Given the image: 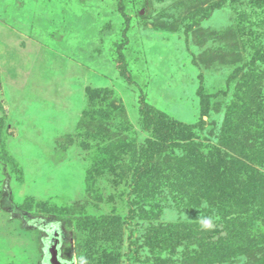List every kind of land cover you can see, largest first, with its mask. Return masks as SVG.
<instances>
[{"label":"rangeland","instance_id":"rangeland-1","mask_svg":"<svg viewBox=\"0 0 264 264\" xmlns=\"http://www.w3.org/2000/svg\"><path fill=\"white\" fill-rule=\"evenodd\" d=\"M175 122L264 175V0H0V264L18 227L39 226L62 235L61 264H203V236L167 246L160 226L216 229L217 208H193L188 180L144 190L154 129ZM180 135L163 156L191 148ZM260 177L237 216L264 232ZM238 252L218 264H258Z\"/></svg>","mask_w":264,"mask_h":264},{"label":"trees","instance_id":"trees-1","mask_svg":"<svg viewBox=\"0 0 264 264\" xmlns=\"http://www.w3.org/2000/svg\"><path fill=\"white\" fill-rule=\"evenodd\" d=\"M236 112L237 109L230 108L224 129H222L224 133L229 131L228 128L232 125V118ZM195 129V126H187L177 122L174 124L170 123L168 128L160 129L157 127L154 129L153 136L155 139L152 140L151 145L144 152V155H146L144 166L147 165L152 168L150 172L152 173V179L154 182H150V185H146L144 190H146L147 197L151 198L156 192H158V190H160L159 186H161L163 180L169 183L173 180L175 183L172 186L178 184L182 192L188 193L191 189V186L186 182L188 180L191 184L198 187L195 190L196 194L192 195L193 197H191L190 194H187L190 195V199H193L191 204L192 207L199 209L202 207L203 202L209 203L212 210L214 207L217 208V213L221 215H219L220 220H216L215 222L216 229H212L210 227L211 225L198 226L191 223H171L167 226L161 225L160 227L163 228L162 230L165 233L167 232V234H165V243L167 246H178L177 234L175 233L182 230L183 232L181 231L182 233H180L182 237H193L194 233H196L198 237L203 236L201 255L203 264L232 262L240 250V255L242 257L256 260L258 264H264L263 229L256 228L254 213L251 214V216L254 217H251V219H243L241 216H237L238 206L242 205L240 200L241 198H243V200L245 199V197H243L245 191L249 195L254 184H259V182H261L260 174L264 176L263 173L250 165L251 160L249 164L242 162V160L238 158L242 154L233 150L234 146H229L231 153L224 152L214 146H212L214 148H211L208 152H201L199 144H197L196 139H194L192 135V132H194ZM170 130L171 132L172 130H176V132L182 134L183 137L180 135V137L183 138H181V141H189L186 143H189L191 148L185 150L182 155L172 156L171 154H165V157L163 156V153H167V146L164 144V141L166 140L162 139H164L163 137L168 136ZM257 134L258 133H256V135ZM156 135H158V137H156ZM257 136L261 135L258 134ZM223 138L225 137L220 136L219 139V145L221 146H223L221 144ZM228 140L229 139H227V142H229ZM248 159L249 158H246V160ZM157 160L159 162H157ZM160 162L161 164L159 166L166 165L167 169L156 173L157 164ZM153 164L156 165L153 166ZM207 167L209 169H207ZM145 172L146 170H144V168L137 171L134 182L135 185H137L136 182L139 175H145L143 174ZM188 175H191L192 177L187 179ZM201 175L204 176V183L200 184L199 181L194 183L195 179ZM183 176L186 177V180L182 179ZM185 189H188V191ZM194 203L196 204L194 205ZM256 208L257 207H254L253 209ZM251 210V208L247 207L243 212L249 213ZM259 214L264 218V214L261 212ZM220 227L224 230L228 228V234L226 237H224L225 235L223 236L224 231H215L219 230ZM198 237L195 236L193 238L194 243H196L195 240H197ZM224 242L228 244L227 247H223ZM237 249L239 250L237 251Z\"/></svg>","mask_w":264,"mask_h":264},{"label":"crops","instance_id":"crops-1","mask_svg":"<svg viewBox=\"0 0 264 264\" xmlns=\"http://www.w3.org/2000/svg\"><path fill=\"white\" fill-rule=\"evenodd\" d=\"M19 227L15 230L13 235V239H15V246H20L19 251L22 252L19 255V251L17 250V254H12V256L7 259L6 264H47L50 263L51 259V242L53 241V234L48 232L45 228L35 227V228H27ZM49 235L46 240H41V232ZM22 235L28 237H21ZM52 254V253H51Z\"/></svg>","mask_w":264,"mask_h":264},{"label":"bare ground","instance_id":"bare-ground-1","mask_svg":"<svg viewBox=\"0 0 264 264\" xmlns=\"http://www.w3.org/2000/svg\"><path fill=\"white\" fill-rule=\"evenodd\" d=\"M51 231V229H49ZM53 233V243H52V246H51V249L53 251V253L55 252L56 250V247L58 246L59 242H60V239L62 238V235L59 233V231H57L56 229H53L51 231Z\"/></svg>","mask_w":264,"mask_h":264},{"label":"water","instance_id":"water-1","mask_svg":"<svg viewBox=\"0 0 264 264\" xmlns=\"http://www.w3.org/2000/svg\"><path fill=\"white\" fill-rule=\"evenodd\" d=\"M51 253V264H61L56 257V251L54 253L51 251Z\"/></svg>","mask_w":264,"mask_h":264}]
</instances>
